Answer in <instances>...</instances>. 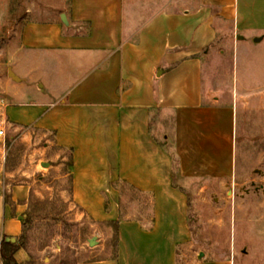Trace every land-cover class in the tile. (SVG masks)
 <instances>
[{"label":"crops","instance_id":"0c3cea01","mask_svg":"<svg viewBox=\"0 0 264 264\" xmlns=\"http://www.w3.org/2000/svg\"><path fill=\"white\" fill-rule=\"evenodd\" d=\"M154 2L144 16L136 14V0H72L69 25L59 19L24 25L20 48L31 58L64 64L71 81L54 97L0 100V129L29 146L15 166L0 144L6 152L0 155V249L4 237L17 241L22 234L33 187L12 179L31 177L37 165L54 161L52 143L38 146L36 130L55 131L53 142L73 149L78 220L104 227L120 220L118 257L80 264H178L181 246L193 241L192 191L184 181L236 178L238 107L215 88L222 84L211 72L219 41L233 37L237 46L264 50V0ZM134 18L144 21L132 31ZM87 26L90 33L83 34ZM41 82L36 88L52 95ZM119 180L151 195L152 216L140 210L141 219H120ZM137 204L129 202V216ZM15 258L30 260L24 248ZM197 264L234 261L203 258Z\"/></svg>","mask_w":264,"mask_h":264},{"label":"rangeland","instance_id":"374dc122","mask_svg":"<svg viewBox=\"0 0 264 264\" xmlns=\"http://www.w3.org/2000/svg\"><path fill=\"white\" fill-rule=\"evenodd\" d=\"M136 1L141 2L136 14L145 16L153 12L154 0ZM68 2L0 0V100H15L17 96L45 99L54 97L56 92L70 85L71 79L66 75L64 64L52 62L44 56L31 58L28 51L20 48L21 31L26 21L60 18V12L67 9ZM129 21L133 31L144 20L134 18ZM237 42L231 37L217 43V50L223 49L227 53L223 56L217 51L215 70L211 75L218 78L216 83L222 84L215 88L234 98L238 107L241 165L232 180L184 181L192 191L193 241L181 246L178 264H197L203 258H231L234 264H264V50L258 46H241L240 43L237 46ZM40 79L45 88L54 90L52 95H44L36 88ZM37 135L38 146H43L45 139L52 143V155H49L54 160L52 166L37 165L31 177L12 179L30 182L42 205L57 202L59 210H55L62 211L58 221L45 222L55 227L56 235L51 247L40 251L34 249L39 258L37 263L61 264L66 260L72 264L76 260L82 262L93 256L111 254L115 230L96 225L91 219L78 220L80 211L69 191L68 155L54 147L52 133L38 132ZM13 142L6 135L0 137V144L7 146V154L18 153L19 157L14 160L17 166L24 162L29 146L15 147L8 153ZM4 153L0 151L1 157L6 155ZM0 172L2 176L1 167ZM147 204V197H143L131 214L142 216L139 205L145 207ZM39 221L34 226H38ZM93 237L97 243L91 246ZM40 239L36 237V245Z\"/></svg>","mask_w":264,"mask_h":264},{"label":"trees","instance_id":"16d2710c","mask_svg":"<svg viewBox=\"0 0 264 264\" xmlns=\"http://www.w3.org/2000/svg\"><path fill=\"white\" fill-rule=\"evenodd\" d=\"M13 1H15L16 3L19 2V0H13ZM16 3H15V5H16ZM66 8L67 9H64L60 12V17H61L62 13H66L68 15V17L71 19L72 0H69L68 6ZM53 19H56V18H53ZM53 19H50V20H53ZM57 19H59L60 22L62 21L61 18H57ZM29 21H34V19L26 21L23 24V27ZM39 21H48V20H39ZM23 27H22V30H23ZM69 29L65 25V32L67 34L72 33V31H70ZM89 29H90V27L87 26V30L83 31V34H89L90 33ZM21 33H22V31H21ZM36 131H39L40 133H48V131H45V130H36ZM49 133L53 134L52 138L54 140L55 131H52ZM24 146L25 145L23 142L17 141L12 145L11 152L13 149L15 150V147H17V148L19 147V149H20ZM54 147H57L58 149L63 150L68 155V157L66 159V165L68 167V173H69V191L71 192V195H72V189H73L72 169H73V165H74L73 149L63 147V146H59L56 144L54 145ZM18 157H19L18 153L16 155H12L9 153V155L7 157V162H9V163H10V161L14 162V160L16 161V158H18ZM61 157H63V156H61ZM240 165H241V163H240L239 155H238V158H237V168L238 169H239ZM7 168H9V167L7 166ZM114 186L120 191V193L122 195L121 202H120V219L121 220L127 219V218L141 219V217L129 216L127 209L129 207V202H134V201L142 202L143 197H147L148 204L145 205V207L142 206L141 210L143 213H147L148 216H152L153 201H152L151 195L148 192L139 189L135 185H133V184H131L125 180H119V181L115 182ZM6 201L13 206L15 205L14 201L11 199L10 195H8V194L6 195ZM56 203L57 202H55V203L49 202V205H47L46 203L44 205H42L36 199L33 190L31 191V195H30V198L28 200V208L26 211V216L23 218L22 234L18 237L17 241L16 240L14 241L13 238H11V237H4L2 239L0 250H1V258H2L4 264H41V263H37L39 261V258L35 254L34 249L37 248V250L40 251V250H44V249L50 247L51 242L56 235L55 227H52L51 225H49V224H51L49 222L45 223L47 220L58 221L60 219V215H61L62 211H60L58 213L55 210V209L59 210ZM66 204L68 206L69 202H67ZM106 208L109 209V201L108 200H107ZM38 220H40L38 222L39 223L38 226L37 225L34 226L35 222H37ZM102 224H105L108 227H112L115 230V234H114V239H113L114 241H113L112 253L109 255H106V256H102L101 258L116 259L118 257V241H119L120 220L105 222ZM38 236L41 237V239H40V243L36 245L35 239ZM108 246H109V243H108ZM21 248H24L29 253L30 260L27 263H19L17 261V259L15 258L16 252ZM99 259H100L99 256H93L92 258L85 259L82 262H90V261L99 260ZM60 263L61 264H71V263H68V261H66V260L61 261ZM80 263L81 262H77V260H76L72 264H80ZM42 264H44V263H42Z\"/></svg>","mask_w":264,"mask_h":264},{"label":"water","instance_id":"95a60500","mask_svg":"<svg viewBox=\"0 0 264 264\" xmlns=\"http://www.w3.org/2000/svg\"><path fill=\"white\" fill-rule=\"evenodd\" d=\"M61 19H62L63 23H65L66 25H69L70 22H69L68 15L66 13H62L61 14ZM42 165L45 166V167H50L52 165V163L51 162H43ZM13 240L15 241L16 239L14 238ZM96 243H97V240L95 239V237L90 239V245L91 246H94ZM203 254L204 253H202V255Z\"/></svg>","mask_w":264,"mask_h":264},{"label":"built area","instance_id":"2783aa9c","mask_svg":"<svg viewBox=\"0 0 264 264\" xmlns=\"http://www.w3.org/2000/svg\"><path fill=\"white\" fill-rule=\"evenodd\" d=\"M6 133L4 129H0V137H5Z\"/></svg>","mask_w":264,"mask_h":264}]
</instances>
